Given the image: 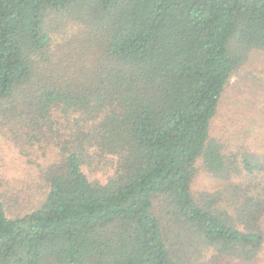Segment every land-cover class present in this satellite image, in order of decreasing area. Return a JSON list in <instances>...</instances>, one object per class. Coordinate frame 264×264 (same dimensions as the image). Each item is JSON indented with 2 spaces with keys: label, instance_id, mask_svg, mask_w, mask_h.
Segmentation results:
<instances>
[{
  "label": "trees",
  "instance_id": "1",
  "mask_svg": "<svg viewBox=\"0 0 264 264\" xmlns=\"http://www.w3.org/2000/svg\"><path fill=\"white\" fill-rule=\"evenodd\" d=\"M262 54L264 0H0V140L55 155L23 217L0 180V264L257 257L264 192L231 182L211 128ZM98 165L114 176L91 180ZM201 166L217 192L194 191Z\"/></svg>",
  "mask_w": 264,
  "mask_h": 264
},
{
  "label": "rangeland",
  "instance_id": "2",
  "mask_svg": "<svg viewBox=\"0 0 264 264\" xmlns=\"http://www.w3.org/2000/svg\"><path fill=\"white\" fill-rule=\"evenodd\" d=\"M211 130L223 147L227 167L236 170L231 182L255 195L264 192V54L231 79L220 99ZM48 154L45 159L40 153H25L10 141L0 140V180L9 218L23 217L41 204L47 191L40 179L41 170L55 157L51 150ZM85 171L91 180L103 183L114 176L112 165H98ZM219 187V180L199 167L194 191L215 193ZM189 258L183 264H264V250L250 261L230 256L218 259L212 247L201 248Z\"/></svg>",
  "mask_w": 264,
  "mask_h": 264
}]
</instances>
